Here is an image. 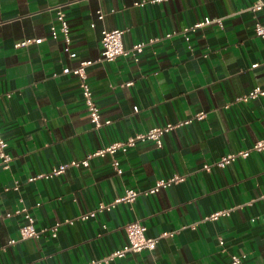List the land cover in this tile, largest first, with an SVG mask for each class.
<instances>
[{
	"label": "crops",
	"instance_id": "obj_1",
	"mask_svg": "<svg viewBox=\"0 0 264 264\" xmlns=\"http://www.w3.org/2000/svg\"><path fill=\"white\" fill-rule=\"evenodd\" d=\"M253 1L0 0V129L13 158L8 169L0 168V264H98L125 245L124 226L132 221L145 225L149 237L172 235L151 251L102 264H231L230 254H244L245 264H264V150L226 167L214 164L264 138V95L237 101L257 86L264 89V38L254 34L264 11H249ZM58 5L75 57L64 51L62 33L49 34L51 24L59 26L52 9ZM204 18H221L222 26L191 29ZM103 29H123L125 48L157 40L137 61L131 55L103 61ZM36 38L42 41L14 47ZM85 61H91L86 81L103 123L98 129L79 78L62 72ZM198 112L205 117L195 118ZM187 119L161 136V146L146 140L117 152L121 174L106 154L87 166L28 180L111 142ZM173 175L184 179L62 224L55 237L45 231L38 240L18 238L25 219L13 212L20 207L40 229ZM222 208L230 214L204 219Z\"/></svg>",
	"mask_w": 264,
	"mask_h": 264
},
{
	"label": "built area",
	"instance_id": "obj_2",
	"mask_svg": "<svg viewBox=\"0 0 264 264\" xmlns=\"http://www.w3.org/2000/svg\"><path fill=\"white\" fill-rule=\"evenodd\" d=\"M155 2H162L167 0H153ZM144 2V1H142ZM136 5L139 3L136 2ZM55 12V20L59 24L57 27L55 24H51L49 28V34L50 35H56L57 32H60L63 34L64 41H65V47L64 51L70 56L75 57L76 53L71 51L69 48L70 38L68 34V25L64 17V13L62 10V6L58 5L52 8ZM248 10L252 13L258 12V11H264V0H255L252 2V4L248 7ZM98 18H102L103 15L100 12V10H97ZM213 22H216L218 25L222 26L221 18H204L203 20H200L199 22L195 23L193 26H191V29H195L207 24H211ZM124 30L123 29H103L101 30V56L100 60L103 61H112L118 56H128L131 55L134 60H138V54L143 51V49L149 45L152 44L154 41H156V38H148L146 40H141L135 42L130 48H125L123 46L122 42V36H123ZM254 34L258 37L264 38V23L256 21L254 23ZM171 34L167 33L165 37H170ZM42 41V38H36V39H26L24 41L18 42L14 45V47H22L26 46L27 44L31 42L40 43ZM91 64V61H85L81 62L79 66L75 68H64L62 70L63 73H73L79 78V87L80 92L83 98V101L85 103V106L88 111L89 120L93 126V128L98 129L100 128L103 123L101 121V115L99 107L97 106L96 102L92 98L90 87L86 81V72H85V66ZM257 66V64H253L252 67ZM132 82H128L127 85L131 84ZM9 96V94H7ZM260 95H264V89L260 88L259 86L253 88L250 90L247 94L242 95L237 98L238 100L247 101L249 99H254ZM137 107H134V111H137ZM197 119H202L205 117V112H198L194 116ZM191 122V119L179 121L177 123H167L164 126L154 127L147 132L144 133H138L133 136H129L126 140L122 141H114L108 144L107 146L98 148L88 154L83 160L81 161H75L72 160L68 163H61L57 166H54L49 172L37 174L35 176H30L28 178L29 181H32L36 178H48L51 176L59 175L65 171V169L68 166H76L79 165H88V161L90 158L94 156H104L106 154H109L113 160H112V167L115 170L116 173L121 174L122 169L120 168L119 161L115 158V155L117 152H126L129 147H133L137 144V142H144L146 140L153 141L157 146H161V136L170 130H172L175 127H179L185 124H188ZM264 150V138L256 140L250 147L242 149L236 153H230L223 155L218 158L214 162V164L218 167H226L227 165L231 164L233 161H235L238 158H246L251 152H260ZM12 155L8 151V142L5 139L3 132L0 129V168L2 169H8L10 166V163L12 161ZM203 169L209 170L210 165L209 164H203ZM184 178L183 176L173 175L170 176L167 179H160L157 180L150 188L146 190H136L133 188H127L125 189L124 193L115 198L110 203H104L101 202L98 207L94 210H91L88 213L81 214L75 219H64L62 221H56L53 225L42 227L40 229H37L34 225V218L31 215V213L28 212L27 208L20 207L16 210H14L13 214L21 213L23 214V217L25 219L24 223L19 228V239H26V238H32L35 240H38L45 231H49L50 235L55 237L57 235V230L62 224H73L75 220H86L91 216L95 215L96 211H102V210H109L113 205L116 203H126V202H133L135 198L139 194H152L158 191L160 188H167L170 187L172 184L182 181ZM229 208H222L219 210H216L209 214L208 216H205L204 219L207 220H216L219 217L222 216H228L230 214ZM7 216H11L12 213H6ZM125 233H126V243L123 247L118 248L108 255L104 256L101 260H99L97 263H107L109 260L122 258L127 253H140L143 251H151L156 247V244L158 240L162 237L171 236L172 232H161L155 237H149L146 235V227L139 221H132L128 222L124 226ZM15 240H9V244L14 243ZM219 244L223 245V240H219ZM245 258L244 254H230L231 264H245L243 259Z\"/></svg>",
	"mask_w": 264,
	"mask_h": 264
}]
</instances>
